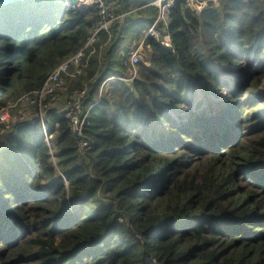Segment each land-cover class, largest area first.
I'll return each mask as SVG.
<instances>
[{"label":"trees","instance_id":"1","mask_svg":"<svg viewBox=\"0 0 264 264\" xmlns=\"http://www.w3.org/2000/svg\"><path fill=\"white\" fill-rule=\"evenodd\" d=\"M99 25L96 8L57 0L0 8V113ZM146 33L119 22L100 32L70 81V95L87 87L83 112L94 106L85 157L57 113L47 123L57 168L38 125L6 138L0 264H264V0H224L200 16L177 2L173 51L147 38L138 78L100 95L107 78H129L118 45ZM196 91L215 104L201 109Z\"/></svg>","mask_w":264,"mask_h":264},{"label":"built area","instance_id":"2","mask_svg":"<svg viewBox=\"0 0 264 264\" xmlns=\"http://www.w3.org/2000/svg\"><path fill=\"white\" fill-rule=\"evenodd\" d=\"M57 1L63 2L64 4V1L67 2L68 0ZM223 1L224 0H155L149 5V7L156 11L154 21L148 25L145 39L139 45L132 48L127 61L124 63L129 78H107L100 90V95L105 85L109 82L123 81L130 84L138 78V65L142 62V50L150 51L145 43L147 38H152L166 50L173 51L169 27L170 16L177 2H181L185 10L191 12L195 16H200L204 11L213 9ZM85 6H94V8L97 9L100 16L99 27L94 32L85 48L60 64L56 70L46 78L39 90L21 97L19 100L20 112L18 113V120L15 121L13 126L15 132L25 125H38L48 148L50 161L55 166L56 154L52 144L54 136L49 133L47 125L49 122L48 114L57 113L67 121L71 134L78 142V155L80 157H85L92 150L93 143L86 137L85 129L88 125L89 112L94 106H91L86 113L83 112L82 104L87 94V87L70 95V81L82 75L83 69L87 66V63L84 62V54L95 42L97 35L100 32L110 34L113 24L123 22L125 18V16L118 15L114 12L108 0H77V4L69 6L68 10L85 13L82 12ZM22 109L33 110L36 117L34 119H27L26 115L21 112ZM7 129L9 130V127H7ZM12 135L7 132L5 136L7 138Z\"/></svg>","mask_w":264,"mask_h":264},{"label":"crops","instance_id":"3","mask_svg":"<svg viewBox=\"0 0 264 264\" xmlns=\"http://www.w3.org/2000/svg\"><path fill=\"white\" fill-rule=\"evenodd\" d=\"M149 0H108L109 4L113 8L114 12L118 15L125 16L123 22L120 23H130L137 27V30L147 28L151 23V14L150 11L152 4L155 0H151L150 3H147ZM154 10V9H153ZM134 41V36H129L123 42L118 45L120 53L119 56H128L132 50V44Z\"/></svg>","mask_w":264,"mask_h":264},{"label":"rangeland","instance_id":"4","mask_svg":"<svg viewBox=\"0 0 264 264\" xmlns=\"http://www.w3.org/2000/svg\"><path fill=\"white\" fill-rule=\"evenodd\" d=\"M136 45L137 44L133 43L132 48H134V46H136ZM144 51H146V50H142V60L144 59V55H143ZM262 93H264V82L262 84ZM209 101L213 105L215 104V101L211 100L210 97L203 98L196 91V104L200 103L201 109H207L210 106ZM19 112H20V101L18 104L13 105L11 107V109H7V110L3 111L2 113H0V151L2 150L3 146L5 145L6 133L7 132L11 133V135L14 133L13 126H14L15 121L18 120L17 117H18ZM21 112H23L26 115L27 119H34L36 117L35 112L33 110L22 109ZM7 127H9V130L7 129ZM56 168H57V166H56Z\"/></svg>","mask_w":264,"mask_h":264},{"label":"water","instance_id":"5","mask_svg":"<svg viewBox=\"0 0 264 264\" xmlns=\"http://www.w3.org/2000/svg\"><path fill=\"white\" fill-rule=\"evenodd\" d=\"M23 0H0V8L6 7L11 4L19 3ZM60 2V1H59ZM76 0H72L73 4H76Z\"/></svg>","mask_w":264,"mask_h":264},{"label":"bare ground","instance_id":"6","mask_svg":"<svg viewBox=\"0 0 264 264\" xmlns=\"http://www.w3.org/2000/svg\"><path fill=\"white\" fill-rule=\"evenodd\" d=\"M76 1H77V0H76ZM64 4H65V6L68 8V7L71 6V5H76L77 2H76V4H73V3H72V0H68L67 2L64 1ZM92 7H94V6H92ZM92 7L85 6V7L82 9V12H86V11H88V10H89L90 8H92ZM103 84H104V81L101 83V85H100V89H102ZM29 126H31V125H29ZM61 177H62L64 183H66L64 177H63V176H61Z\"/></svg>","mask_w":264,"mask_h":264}]
</instances>
